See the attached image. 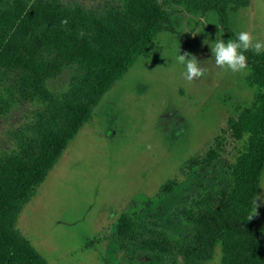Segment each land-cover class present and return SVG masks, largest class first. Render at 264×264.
<instances>
[{
  "label": "rangeland",
  "instance_id": "1",
  "mask_svg": "<svg viewBox=\"0 0 264 264\" xmlns=\"http://www.w3.org/2000/svg\"><path fill=\"white\" fill-rule=\"evenodd\" d=\"M62 1L80 3L102 18L125 10V0ZM157 1L171 13L175 32L159 34L148 56L106 93L19 215L18 229L48 264H183L180 247L192 234L189 213H196V203L207 197L203 206H218L230 189L231 166L244 140L222 130L238 107L253 102L247 68L232 73L215 64L204 41L228 39L216 12L203 16L170 0ZM229 22L233 32L246 31L250 43L264 44V0H250L248 7L230 12ZM179 51L195 56L206 73L186 80L183 67L173 63ZM76 71L67 67L47 82L49 89L66 92ZM19 78L18 71L0 70V97L11 95ZM43 110L39 102L26 101L0 115V155L17 150L14 132L35 123ZM220 136L218 159L190 172L188 161L204 156ZM173 179L175 190L160 195L162 185ZM131 207L169 234L174 258L142 250L135 238L122 247L115 225ZM254 217L264 227V172ZM216 250L205 264L219 263V246Z\"/></svg>",
  "mask_w": 264,
  "mask_h": 264
},
{
  "label": "trees",
  "instance_id": "2",
  "mask_svg": "<svg viewBox=\"0 0 264 264\" xmlns=\"http://www.w3.org/2000/svg\"><path fill=\"white\" fill-rule=\"evenodd\" d=\"M5 1L0 0V70L18 71L20 78L11 95L0 97V115L26 101L39 102L44 110L35 123L14 132L17 150L0 155V264H48L18 229L21 211L71 140L93 119L106 93L139 58L148 56L159 34L175 32V23L157 0H125L122 14L105 18L77 2ZM170 2L203 16L216 12L228 39L234 38L229 13L250 5V0ZM49 51L52 58L44 56ZM244 55L253 102L238 107L222 130L244 140V146L231 166V186L219 205L203 206L210 201L203 198L196 203V213H189L192 234L180 247L183 264H205L218 246L217 264H264V227L254 217L264 172V54ZM70 66L77 71L68 90L51 91L47 82ZM221 137L204 156L188 161L190 172L218 159ZM177 186L175 179L169 180L159 194L168 195ZM151 201L146 200V208ZM115 234L122 247L135 238L142 250L174 258L169 234L156 230L133 207L120 216Z\"/></svg>",
  "mask_w": 264,
  "mask_h": 264
},
{
  "label": "clouds",
  "instance_id": "3",
  "mask_svg": "<svg viewBox=\"0 0 264 264\" xmlns=\"http://www.w3.org/2000/svg\"><path fill=\"white\" fill-rule=\"evenodd\" d=\"M204 43L210 46L215 64L232 73L246 70L244 55L246 52L251 51L256 55L264 54L262 52L264 44L260 41L250 43L248 33L243 30L234 32L233 39L217 36L215 40L206 39ZM173 63L183 67V76L188 81L203 76L207 71L206 67L202 66V62L189 53L181 54L179 51L173 57Z\"/></svg>",
  "mask_w": 264,
  "mask_h": 264
}]
</instances>
